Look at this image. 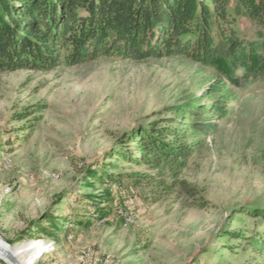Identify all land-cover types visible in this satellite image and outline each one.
<instances>
[{
    "label": "rangeland",
    "instance_id": "rangeland-1",
    "mask_svg": "<svg viewBox=\"0 0 264 264\" xmlns=\"http://www.w3.org/2000/svg\"><path fill=\"white\" fill-rule=\"evenodd\" d=\"M218 81L182 57L0 73V237L48 245L34 264H264V84L213 92ZM215 103L225 118L199 110ZM177 107L215 127L188 129L184 170L171 177L114 158L137 157L128 136ZM109 165L121 183L92 180ZM105 189L107 203L85 200Z\"/></svg>",
    "mask_w": 264,
    "mask_h": 264
},
{
    "label": "trees",
    "instance_id": "trees-1",
    "mask_svg": "<svg viewBox=\"0 0 264 264\" xmlns=\"http://www.w3.org/2000/svg\"><path fill=\"white\" fill-rule=\"evenodd\" d=\"M244 22L255 28L251 34L241 30ZM103 57H182L216 74L220 85L213 92L264 84V0H0V73L50 72ZM222 105L198 109L222 119L227 113ZM183 111L177 107L174 116L149 121L128 136L137 157L129 150L114 158L165 170L171 177L184 170L194 150L188 129L206 133L215 127L211 121H190ZM101 168V173L91 172L92 180L100 185L122 182L119 173L108 171L116 165ZM131 178L130 184L140 185L138 176ZM157 186L168 189L162 181ZM111 196L105 189L85 200L98 206ZM50 224L54 230L59 226ZM40 232L54 236L53 231Z\"/></svg>",
    "mask_w": 264,
    "mask_h": 264
},
{
    "label": "bare ground",
    "instance_id": "bare-ground-1",
    "mask_svg": "<svg viewBox=\"0 0 264 264\" xmlns=\"http://www.w3.org/2000/svg\"><path fill=\"white\" fill-rule=\"evenodd\" d=\"M43 242H27L10 246L0 237V260L5 264H34L48 250Z\"/></svg>",
    "mask_w": 264,
    "mask_h": 264
},
{
    "label": "water",
    "instance_id": "water-1",
    "mask_svg": "<svg viewBox=\"0 0 264 264\" xmlns=\"http://www.w3.org/2000/svg\"><path fill=\"white\" fill-rule=\"evenodd\" d=\"M1 261V260H0ZM4 263V262H3ZM5 264V263H4Z\"/></svg>",
    "mask_w": 264,
    "mask_h": 264
}]
</instances>
